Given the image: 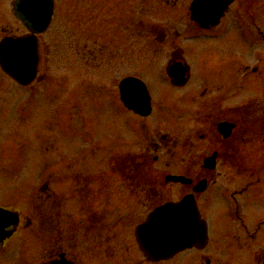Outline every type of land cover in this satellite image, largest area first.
<instances>
[{
    "label": "flooded vegetation",
    "instance_id": "1",
    "mask_svg": "<svg viewBox=\"0 0 264 264\" xmlns=\"http://www.w3.org/2000/svg\"><path fill=\"white\" fill-rule=\"evenodd\" d=\"M232 9L228 10L220 24L221 27L227 23L230 31L234 28L235 18ZM120 11L119 18L123 22L127 14ZM249 17L252 18V14ZM109 19L112 22L113 15ZM38 39H42L41 36ZM179 40L168 39L172 49L168 54L173 59L172 65H188L186 82L182 84L178 82L181 78L170 79L164 76V79L159 76L157 80L162 78L170 87L183 90L194 81V69ZM160 41L167 44V39ZM194 41L196 39L188 40L190 43ZM40 49L43 61L42 41ZM242 59L246 60V64H239L240 47L234 44V53L227 67L221 68L227 94L221 93L224 90L222 82L210 87L200 85L196 89L197 95L187 99L186 107L195 104L200 106L197 113L193 110L189 113L191 117L187 120L189 122L193 118L192 122L196 123L192 127L195 130L184 136L182 129L177 133L159 132L156 141L145 148L144 156H152L156 162L160 161L161 150L167 158H171L167 159L169 162L166 160L163 168L154 164L136 163L134 159L132 163L116 165L117 172H121L123 177V184L121 180L117 181L123 186L122 197H114L113 181L107 176L102 184L97 174L73 165L72 175H66L57 165L49 167L44 164L41 167L39 186L28 185L25 189L22 187L18 190L12 181L9 184L4 182V185L0 180V264H42L60 255H65L72 264H171L179 257L182 258L179 264H187L182 257L185 255L195 257L192 264H244L247 261L264 264V91L257 85L264 74V62L252 67V55ZM201 64L207 62L201 61ZM41 70L42 62L37 83L41 80ZM173 72L177 74L179 70L175 68ZM241 80L245 85L241 84ZM36 82L27 87L29 91ZM147 85L152 107L148 116L135 114L120 103L122 112H130L142 122L153 117L164 106L148 82ZM248 89L252 90V94L248 99L241 100L242 93ZM59 90L64 92L65 86ZM72 91L76 92V89ZM89 107L96 109L100 105L94 101ZM67 113L69 124L64 127L80 137L84 124L78 99L73 101V105L67 106ZM179 113L178 126L182 123L179 121L182 117ZM174 135L177 137L173 138ZM90 143L91 148H100V144ZM55 144L56 139L47 142L45 150L54 151ZM177 146L188 157L172 163V159L179 155L175 152ZM56 150L60 152L59 147ZM3 152L7 156L0 155V172L12 173L15 163L11 162L15 161V155L12 150L7 152L3 149ZM128 153L122 150L126 161L129 160ZM211 156H215V159H208ZM112 166L110 163L111 169ZM166 174L184 176L190 182H166ZM202 180H205L204 189L197 190ZM6 186L8 189H4ZM187 195L195 197L204 218L203 199L209 197L211 205L215 204L218 219H223L221 233L214 241L216 244H211V225L210 241L202 248L185 250L166 260L150 261L143 254L142 259L133 260V252L130 251L134 250V246L129 245L127 237L123 235V231L127 230V220L138 215L141 223L155 208L168 202H178ZM228 199L234 202L233 210L226 205ZM114 201L120 203L113 205ZM218 203L221 210H217ZM133 204L139 205L142 211L133 212ZM33 228L38 229L34 232ZM35 235L39 236V242H36ZM34 242L40 249H37V260L32 261ZM224 242H229L227 246L230 245V250L222 249Z\"/></svg>",
    "mask_w": 264,
    "mask_h": 264
},
{
    "label": "rangeland",
    "instance_id": "2",
    "mask_svg": "<svg viewBox=\"0 0 264 264\" xmlns=\"http://www.w3.org/2000/svg\"><path fill=\"white\" fill-rule=\"evenodd\" d=\"M13 1L0 0L1 37L25 33V28L11 11ZM190 1L56 0L54 21L41 37L44 49L39 84L29 91L18 86L0 70V155L7 156L3 149L7 152L12 150L16 163H19L14 174L0 172L1 182L5 185L12 181L18 190L22 187L25 189L30 184L39 183L42 172L39 167L47 164L49 167L57 165L66 175H72L73 165L98 174L97 179L104 184L106 176L113 179L118 177L110 174V160L112 158V166L113 161L123 155L122 150L129 153L145 150L156 141L159 132L177 133L182 129L184 136L195 130L192 127L196 123L192 122L193 118L189 122L187 120L191 117L189 113L192 110L197 113L200 106L186 107L187 99L197 95L196 89L200 85L210 87L222 82L224 90L221 93L227 94L221 68L227 67L234 53V44L240 47V65L246 64L242 58L251 55L252 67L263 64L264 0H236L233 30L230 31L225 23L214 28L207 37L190 21ZM121 9L127 14L123 22L119 18ZM110 15H113V23L109 21L112 19H109ZM235 23L240 29L236 28ZM246 29H252V33ZM163 33L168 35L163 37ZM160 39H167V44ZM168 39H182L179 41L186 49L194 69V81L183 90L174 89L162 80L169 59L168 51L172 50ZM187 39L196 41L190 43ZM201 61L207 64H201ZM131 75L146 80L164 104L145 122L121 110L118 85L122 78ZM159 76L162 77L160 82L157 80ZM257 85L263 92L264 74ZM64 86L66 90L60 91ZM250 89L242 93L241 100L249 98L252 94ZM76 99L80 101L81 121L84 124L80 137L64 127L69 124L67 106L73 105ZM94 101L100 107L90 108ZM70 110L72 114L73 109ZM179 111L182 116L179 126L182 127L176 125ZM125 122H128L127 126ZM53 139L57 140L54 151L45 150L47 142ZM90 142L100 144V148H91ZM58 147L59 153L56 150ZM176 148L175 152L179 155L172 159V163L188 157L186 152H180L179 146ZM161 151L160 161L156 165L163 168L166 160L171 158ZM21 165L23 167L19 168ZM4 189H8L7 186ZM113 189L114 197L124 195L122 185L113 183ZM114 202L113 205L120 203ZM211 202L209 197H205L201 203L206 218L213 226L211 244H216L214 241L221 233L223 219H218L215 204L211 205ZM216 207L221 210L219 203ZM132 208L133 212L141 210L135 204ZM127 221V230L123 231V235L127 237L128 244L134 246V250L130 251L133 252V260H140L142 253L137 249L133 234L139 217L137 215ZM218 223H221L220 226ZM33 229L36 232L38 228ZM34 238L39 242V236L35 235ZM227 243H222L224 251L230 250ZM33 246L32 261L37 260V249H40L35 242ZM206 253L209 254L208 251ZM182 257L187 264L195 260V257L188 255ZM181 259L179 257L171 264H179Z\"/></svg>",
    "mask_w": 264,
    "mask_h": 264
},
{
    "label": "water",
    "instance_id": "3",
    "mask_svg": "<svg viewBox=\"0 0 264 264\" xmlns=\"http://www.w3.org/2000/svg\"><path fill=\"white\" fill-rule=\"evenodd\" d=\"M232 0H194L192 19L202 26L216 24ZM54 0H17L13 12L33 32L29 37H9L0 43V66L22 85L36 77L39 62L36 33L44 31L51 21ZM210 11H213L209 13ZM124 103L135 111L147 114L142 103L149 107L143 84L134 78L121 83ZM126 88L129 89V93ZM137 237L142 250L153 259L166 258L185 248L207 242V225L201 219L193 197L181 203L168 204L151 213L146 223L138 228ZM51 264H61L55 261Z\"/></svg>",
    "mask_w": 264,
    "mask_h": 264
},
{
    "label": "trees",
    "instance_id": "4",
    "mask_svg": "<svg viewBox=\"0 0 264 264\" xmlns=\"http://www.w3.org/2000/svg\"><path fill=\"white\" fill-rule=\"evenodd\" d=\"M142 162H146V161H142Z\"/></svg>",
    "mask_w": 264,
    "mask_h": 264
}]
</instances>
